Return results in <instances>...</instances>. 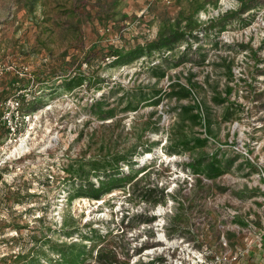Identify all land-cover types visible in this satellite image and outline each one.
Wrapping results in <instances>:
<instances>
[{"label": "rangeland", "instance_id": "obj_1", "mask_svg": "<svg viewBox=\"0 0 264 264\" xmlns=\"http://www.w3.org/2000/svg\"><path fill=\"white\" fill-rule=\"evenodd\" d=\"M16 95L0 264H264V0H0V114Z\"/></svg>", "mask_w": 264, "mask_h": 264}, {"label": "trees", "instance_id": "obj_2", "mask_svg": "<svg viewBox=\"0 0 264 264\" xmlns=\"http://www.w3.org/2000/svg\"><path fill=\"white\" fill-rule=\"evenodd\" d=\"M163 47H170L169 46V42H165V41H155L153 43H151L149 45V48L148 49H143V48H137L131 52L128 53V55H122V54H119L116 53L115 55L118 57V58H121V60L119 61L120 64H124L123 62L125 61H128L132 58H139V57H142V56H145L146 55V52H153V51H156V50H160L162 49ZM127 57V58H126ZM125 60V61H123ZM122 62V63H121ZM164 75V73L162 74ZM163 77V76H162ZM186 92H188L187 90L185 91V94ZM198 106L196 107H193V106H182L181 107V110L179 112L178 115H181V114H186L188 117L189 120H200V116H201V112L200 110L198 109V112L197 114L195 113H192L194 109H197ZM199 142L197 146H204L205 143H206V140H203L202 138H197V139H189L187 137L183 138L181 140V142L178 143V140L175 142L174 145H170L168 148H167V151L171 152L172 154H180L182 152L183 149H187L188 148V145L191 143V142ZM182 144V145H181ZM196 146V147H197ZM178 147H182V149H178ZM115 161V160H114ZM205 167H206V171L209 172V171H214L215 168L217 167H214L215 165L214 164H207L205 163L204 164ZM131 167V166H130ZM219 168V167H218ZM104 170V172H106L105 170L106 169H109V165H105V166H102V168ZM199 169H195V173H198ZM219 170V169H218ZM219 172V171H217ZM100 178V187L103 186L104 184V180ZM100 190V189H99ZM113 191V188H103L101 190V192L99 191V193L97 194H92L90 196H92L93 198L97 199V200H100L101 196L106 194V193H109V192H112ZM88 197H90L89 195H87ZM166 195H164V199L160 200L162 203H166ZM261 245L264 246V236L261 238ZM61 250H57V253H59L61 255V261L64 262V264H78V261L80 260V257L82 256L83 252H81V248L80 247H77V244H62L61 245ZM264 257V256H263Z\"/></svg>", "mask_w": 264, "mask_h": 264}, {"label": "built area", "instance_id": "obj_3", "mask_svg": "<svg viewBox=\"0 0 264 264\" xmlns=\"http://www.w3.org/2000/svg\"><path fill=\"white\" fill-rule=\"evenodd\" d=\"M2 112L0 114V135L2 132L6 133L8 141H5V145H9L12 141V137H15L19 133L23 121H30L32 119L31 114H26L22 107V101L19 95L11 96L1 102ZM10 157L2 158V163H8Z\"/></svg>", "mask_w": 264, "mask_h": 264}]
</instances>
